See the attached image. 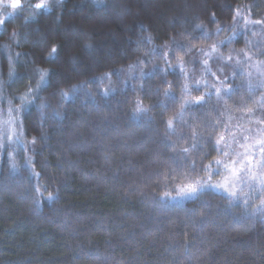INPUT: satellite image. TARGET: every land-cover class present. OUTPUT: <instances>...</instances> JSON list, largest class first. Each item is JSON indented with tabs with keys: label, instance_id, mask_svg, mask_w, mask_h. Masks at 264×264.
I'll return each mask as SVG.
<instances>
[{
	"label": "trees",
	"instance_id": "obj_1",
	"mask_svg": "<svg viewBox=\"0 0 264 264\" xmlns=\"http://www.w3.org/2000/svg\"><path fill=\"white\" fill-rule=\"evenodd\" d=\"M37 3L0 0V264H264V162L223 187L264 134V0Z\"/></svg>",
	"mask_w": 264,
	"mask_h": 264
},
{
	"label": "rangeland",
	"instance_id": "obj_2",
	"mask_svg": "<svg viewBox=\"0 0 264 264\" xmlns=\"http://www.w3.org/2000/svg\"><path fill=\"white\" fill-rule=\"evenodd\" d=\"M180 2L181 1H177V3H180ZM171 3H173L172 4L173 6L175 5L174 1H171ZM177 10L178 9H176V11ZM66 32H69V29L66 30ZM260 131L263 132V130H260ZM261 132L258 133L260 135L255 139V143L249 144L248 142H244L246 147L240 144L239 146L241 147V150L239 151V153L236 154L235 156L236 158L228 161V165H225L226 170H233L230 175L231 177H229V180L224 182L223 184V187L227 189L229 192L237 193L239 187H241L240 185H237L238 182L243 180L244 181L243 183L246 184L249 182V180H251L253 176H255L256 174H261L260 165L264 162V152L260 151L261 148H264V146L262 145V143H264L263 142L264 134H262ZM245 160H247V162L249 163V167L251 168V171L247 173L246 175L244 174V172H242L245 176L238 178L240 173H238L239 169L236 167V165L242 164V161H245ZM231 183L233 185H231Z\"/></svg>",
	"mask_w": 264,
	"mask_h": 264
},
{
	"label": "snow or ice",
	"instance_id": "obj_3",
	"mask_svg": "<svg viewBox=\"0 0 264 264\" xmlns=\"http://www.w3.org/2000/svg\"><path fill=\"white\" fill-rule=\"evenodd\" d=\"M20 5H21V0H12V4H11V6H12L13 8H18ZM45 7H47V4L44 3V0H41V3H37V4L35 5V8H36V9H42V8H45ZM4 23H5V20H0V25H3ZM13 35L15 36V33H13ZM55 53H56V48L53 47V48H52V51H51V53H50V55L54 56ZM73 87L75 88L76 86H73ZM217 92H219V90H217ZM62 95H68V93H62ZM203 99H204L203 97H200V98H198L197 102H201V101H203ZM137 111H138V112H144V111H146V110H145V109H142V108H138ZM168 125H169V127L172 126V121H171V120L168 121ZM221 139H223V137H222ZM33 143H35V140H33ZM185 151H187V149H185ZM260 151H261V152H264V148H261ZM250 159H251V158H250ZM197 191H198V187H197V186H195V185H190V186L188 187V190H187V191L181 193V196L191 195V194H193V193H195V192H197ZM225 191H227V189H225ZM228 194H229L230 196H233V197L236 196V193H235V192H230V193H228ZM49 199H53V197L50 195V196H49Z\"/></svg>",
	"mask_w": 264,
	"mask_h": 264
}]
</instances>
